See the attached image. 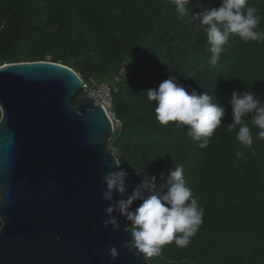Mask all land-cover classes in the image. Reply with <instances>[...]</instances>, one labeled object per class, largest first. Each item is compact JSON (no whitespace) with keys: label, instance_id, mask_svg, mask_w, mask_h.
Here are the masks:
<instances>
[{"label":"trees","instance_id":"16d2710c","mask_svg":"<svg viewBox=\"0 0 264 264\" xmlns=\"http://www.w3.org/2000/svg\"><path fill=\"white\" fill-rule=\"evenodd\" d=\"M189 2L194 14L220 0ZM248 3L257 7L264 31V0ZM194 28L177 19L174 0H0V67L47 61L71 69L89 86L113 83L112 113L120 128L108 149L126 173L127 195L143 179L164 183L172 168L183 166L204 209L203 223L187 247L166 244L159 256L147 258L149 264H264V140L252 128V148H243L236 130L226 128L233 122V91L264 97V42L233 35L210 66L206 33ZM170 77L225 107L207 147L197 146L187 126L156 120L145 91ZM237 151L245 158L238 159Z\"/></svg>","mask_w":264,"mask_h":264},{"label":"water","instance_id":"95a60500","mask_svg":"<svg viewBox=\"0 0 264 264\" xmlns=\"http://www.w3.org/2000/svg\"><path fill=\"white\" fill-rule=\"evenodd\" d=\"M82 87L61 64L0 67V264H149L122 247L131 239L124 217L102 227V177L118 170L114 129L92 99L72 106Z\"/></svg>","mask_w":264,"mask_h":264},{"label":"clouds","instance_id":"9594fccd","mask_svg":"<svg viewBox=\"0 0 264 264\" xmlns=\"http://www.w3.org/2000/svg\"><path fill=\"white\" fill-rule=\"evenodd\" d=\"M189 5V0H174L177 19L194 24V30L202 29L206 33L210 66L217 65L221 53L227 52L225 46L233 35L245 43L264 42V31L259 30L261 17L257 14L258 9L250 6L248 0H220L218 7H204L194 14ZM145 92L148 101L155 105L156 120L162 125L176 122L177 128L187 126V135L200 148L209 145L214 132L222 124L225 107L213 102V96L206 91L197 94L192 90L189 93L175 77L165 79L156 89ZM228 106L233 122L226 126L227 131L236 130L235 140L243 148H252V128L258 129L256 138L264 140V97L249 90L233 91ZM235 155L238 159L245 158L243 151H237ZM114 163L119 168L121 162L114 160ZM125 176L123 170H117L102 177L105 190L101 198L109 202L105 209L108 219L103 221L102 227L118 229L117 216L124 217L129 222L124 230L130 233L131 239L122 247L129 252L135 250L133 254L137 257L159 256L166 244L187 247L203 223L204 209L187 184L183 166L172 168L164 183L158 184L155 176L143 179L126 196ZM160 177L163 179L164 174L160 173ZM114 193L126 198L113 202ZM134 201L140 203L131 210ZM108 254L113 261L119 255L115 246L109 247Z\"/></svg>","mask_w":264,"mask_h":264},{"label":"built area","instance_id":"2783aa9c","mask_svg":"<svg viewBox=\"0 0 264 264\" xmlns=\"http://www.w3.org/2000/svg\"><path fill=\"white\" fill-rule=\"evenodd\" d=\"M81 91L83 92V96L92 99L96 106L104 109L112 121L114 131L120 128V122L112 113V95L115 92L112 82H101L92 86L83 83Z\"/></svg>","mask_w":264,"mask_h":264}]
</instances>
